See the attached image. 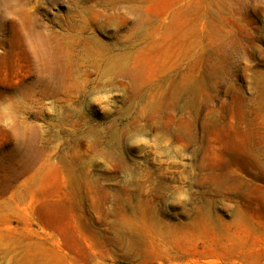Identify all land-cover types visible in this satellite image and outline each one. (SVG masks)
Segmentation results:
<instances>
[{"label": "rangeland", "instance_id": "374dc122", "mask_svg": "<svg viewBox=\"0 0 264 264\" xmlns=\"http://www.w3.org/2000/svg\"><path fill=\"white\" fill-rule=\"evenodd\" d=\"M0 264H264V0H0Z\"/></svg>", "mask_w": 264, "mask_h": 264}, {"label": "bare ground", "instance_id": "6f19581e", "mask_svg": "<svg viewBox=\"0 0 264 264\" xmlns=\"http://www.w3.org/2000/svg\"><path fill=\"white\" fill-rule=\"evenodd\" d=\"M95 49V48H94ZM129 51H123V52H118L116 53L115 50L109 51V56L106 59H103V61H105V66L106 67V75H110V76H117V75H123L125 74V64L128 61V59L130 58L131 54H132V50L133 48L129 47ZM96 54V53H95ZM94 54L93 51H89V55L93 58L96 57V55ZM89 56V57H90ZM134 57V56H133ZM94 59V58H93ZM96 61H98V58H96ZM102 61V62H103ZM104 64V63H103ZM76 65V64H75ZM103 66V65H101ZM72 71V70H71ZM100 71V70H99ZM102 75V74H101ZM105 77V76H104ZM108 77V76H107ZM75 79H77L75 77ZM107 79V78H106ZM77 82V81H76ZM113 83V82H112ZM115 83V82H114ZM128 84V83H127ZM78 85V83H77ZM79 87V86H77ZM76 87V88H77ZM124 87V86H123ZM125 88V87H124ZM137 88V87H136ZM80 89V88H79ZM129 96L133 99H140L143 98L145 96V91L142 90H135V88L129 92ZM161 98V97H160ZM154 99V98H153ZM146 100V99H145ZM157 102V101H156ZM151 104V103H150ZM155 106V105H154ZM139 118V117H138ZM131 127V123H127L124 126H115L113 127V132H112V136L114 138H119V140L121 141L124 137V135L126 134V132L130 129ZM104 153V152H103ZM107 154V153H104Z\"/></svg>", "mask_w": 264, "mask_h": 264}]
</instances>
